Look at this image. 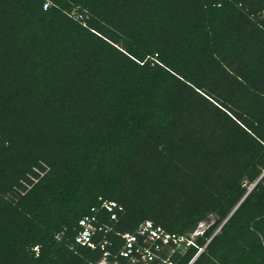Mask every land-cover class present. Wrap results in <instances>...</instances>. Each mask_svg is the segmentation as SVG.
Wrapping results in <instances>:
<instances>
[{
  "label": "trees",
  "instance_id": "obj_1",
  "mask_svg": "<svg viewBox=\"0 0 264 264\" xmlns=\"http://www.w3.org/2000/svg\"><path fill=\"white\" fill-rule=\"evenodd\" d=\"M100 263L264 264V0H0V264Z\"/></svg>",
  "mask_w": 264,
  "mask_h": 264
},
{
  "label": "built area",
  "instance_id": "obj_2",
  "mask_svg": "<svg viewBox=\"0 0 264 264\" xmlns=\"http://www.w3.org/2000/svg\"><path fill=\"white\" fill-rule=\"evenodd\" d=\"M46 7V4L44 5ZM107 212H111V219H115V213L113 212L114 208L116 207L114 202H107L104 204ZM120 210V208H118ZM79 226L81 228L80 232L78 233L75 241L80 245H86L90 248H93L94 245L91 242V236L95 230L92 225L91 218L83 217L79 221ZM138 235L145 236V238L149 241L154 240H161L163 244H167L170 241L177 244L178 242L182 241L183 239L180 237H176L175 235L164 233L159 227H154L151 222H145L140 229L138 230ZM123 237L127 240V248H131V243L135 241L133 236L128 234H124ZM126 255V254H124ZM149 259V257H148Z\"/></svg>",
  "mask_w": 264,
  "mask_h": 264
},
{
  "label": "rangeland",
  "instance_id": "obj_3",
  "mask_svg": "<svg viewBox=\"0 0 264 264\" xmlns=\"http://www.w3.org/2000/svg\"><path fill=\"white\" fill-rule=\"evenodd\" d=\"M208 226V223H200L197 226V229L195 230V232L191 235L190 238H192L193 236L197 235V234H201L203 232V230ZM100 264H104V263H100Z\"/></svg>",
  "mask_w": 264,
  "mask_h": 264
}]
</instances>
